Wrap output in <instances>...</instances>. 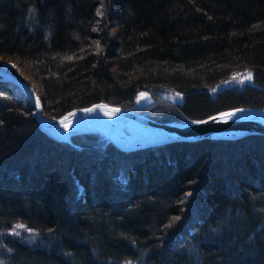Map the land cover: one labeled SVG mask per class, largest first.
Listing matches in <instances>:
<instances>
[{"label":"trees","instance_id":"16d2710c","mask_svg":"<svg viewBox=\"0 0 264 264\" xmlns=\"http://www.w3.org/2000/svg\"><path fill=\"white\" fill-rule=\"evenodd\" d=\"M0 56L51 117L99 101L175 123L264 109V0H0ZM234 71L252 80L212 95ZM166 84L181 104L153 90ZM141 90L153 101L136 109ZM17 223L36 238L3 234ZM0 264H264V135L57 141L0 81Z\"/></svg>","mask_w":264,"mask_h":264},{"label":"water","instance_id":"95a60500","mask_svg":"<svg viewBox=\"0 0 264 264\" xmlns=\"http://www.w3.org/2000/svg\"><path fill=\"white\" fill-rule=\"evenodd\" d=\"M0 81L7 82L25 97L34 111L39 129L57 141L67 140L74 135L101 133L117 148L124 151H135L176 141L264 135V117L258 114V112H264L263 108H231L196 120L205 121L204 123H193V121L175 123L159 122L137 110L99 101L85 107L73 108L59 117H51L44 114L43 104L38 94L26 80L19 78L11 70L0 68ZM37 99L40 101V107L36 105ZM84 109H93V111L86 112L83 111ZM116 109L119 111H115ZM236 109H243V111L230 118H221V113L232 112ZM70 113L73 115H69ZM210 117H216V119H209ZM77 121L84 122L77 126L73 125ZM117 121H125L149 133L151 137L147 140L125 141L121 137L123 129L116 124ZM65 124L68 126L65 127Z\"/></svg>","mask_w":264,"mask_h":264},{"label":"rangeland","instance_id":"374dc122","mask_svg":"<svg viewBox=\"0 0 264 264\" xmlns=\"http://www.w3.org/2000/svg\"><path fill=\"white\" fill-rule=\"evenodd\" d=\"M17 65H18V63L15 59H12L9 57L3 58L2 56H0V68L12 71V70L17 68ZM33 83H35V82L33 81ZM233 84L235 85V83L233 81H230V82L225 83V84H220V85L216 86L214 89H211L210 93L212 95H215V93L218 90H220L221 88H224L225 86H228V85L231 86ZM153 90L158 95H160L161 97H163L167 100H170L172 102L179 103V104H181L183 102L184 95L171 85L166 84V85L157 86V87H154ZM141 93H144L145 95L143 97H141ZM152 101H153L152 93L150 91H147V90H141L136 94L133 103H134V107L136 109H139V108L151 103ZM99 134H101V133H99ZM101 136H103V138L107 139L105 137V135L101 134ZM128 136H129V132L126 129H124L121 137L125 141L126 140L130 141L131 139H128ZM147 139L148 138L144 137V138H140V139L135 140V141L147 140ZM132 140H134V139H132ZM17 225H23V224H20V223L14 224L9 230L3 232V234L9 235V236L14 237V238H19L23 241H28V242H31L34 240V238H36L37 234L35 231H33L32 229H29L25 225L23 228H19V227H17Z\"/></svg>","mask_w":264,"mask_h":264},{"label":"bare ground","instance_id":"6f19581e","mask_svg":"<svg viewBox=\"0 0 264 264\" xmlns=\"http://www.w3.org/2000/svg\"><path fill=\"white\" fill-rule=\"evenodd\" d=\"M13 59V58H12ZM16 60V59H15ZM234 72H243V73H245L246 74V72L245 71H234ZM233 72V73H234ZM232 74V73H231ZM231 74H230V76H231ZM19 77V76H18ZM20 78V77H19ZM22 79V78H21ZM27 81V80H26ZM28 82V81H27ZM30 85H32L33 86V88H34V85L36 86V84L35 83H30V82H28ZM34 90H35V88H34ZM36 91V90H35ZM37 93V92H36ZM38 94V93H37ZM258 114L261 116V117H264V112H258ZM85 122H86V120H84ZM84 121H77V122H75V123H73V125H80L82 122H84ZM116 124L119 126V127H121L123 130L124 129H126L128 132H129V136H128V139H131L130 141H135V140H138V139H140V138H144V137H146V138H150L151 136L149 135V133H146V132H144L143 130H141V129H138L137 127H134V126H132V125H130L129 123H127V122H125V121H117L116 122ZM132 139H134V140H132ZM124 140V139H123ZM127 141V140H126Z\"/></svg>","mask_w":264,"mask_h":264},{"label":"snow or ice","instance_id":"6c2138e0","mask_svg":"<svg viewBox=\"0 0 264 264\" xmlns=\"http://www.w3.org/2000/svg\"><path fill=\"white\" fill-rule=\"evenodd\" d=\"M239 78L241 82H243L244 80H248V81H251L252 80V73L251 72H247L246 74H244L243 76H241L240 74H237V77H234L233 79H237ZM145 94L144 93H141V97H143ZM36 105L37 107H40V101L39 99H37L36 101ZM83 111H86V112H91L93 111V109H84ZM115 111H119L118 109H116ZM243 109H236L232 112H226V113H221L220 116L221 118H230V117H233L236 115V113L238 112H242ZM69 115H73L72 113H70ZM209 119H216V117H210ZM205 121H193V123H204ZM68 125L65 124V127H67ZM17 227L19 228H23L24 225H17Z\"/></svg>","mask_w":264,"mask_h":264},{"label":"built area","instance_id":"2783aa9c","mask_svg":"<svg viewBox=\"0 0 264 264\" xmlns=\"http://www.w3.org/2000/svg\"><path fill=\"white\" fill-rule=\"evenodd\" d=\"M237 74H240L241 76H243L245 73H243V72H234V73L231 74V78L233 79L234 77H237ZM233 80H234L235 86L238 87V88L243 87L248 82V80H244L243 82H241L239 78L233 79Z\"/></svg>","mask_w":264,"mask_h":264}]
</instances>
